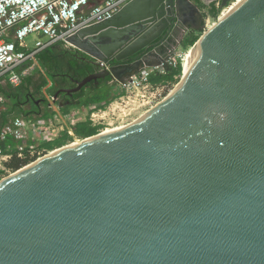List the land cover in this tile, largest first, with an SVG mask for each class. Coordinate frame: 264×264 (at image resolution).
Listing matches in <instances>:
<instances>
[{
  "label": "water",
  "instance_id": "95a60500",
  "mask_svg": "<svg viewBox=\"0 0 264 264\" xmlns=\"http://www.w3.org/2000/svg\"><path fill=\"white\" fill-rule=\"evenodd\" d=\"M201 7L132 0L80 30L98 69L55 99L162 66L180 31L206 33ZM100 134L0 185V264H264V0L219 17L157 109Z\"/></svg>",
  "mask_w": 264,
  "mask_h": 264
},
{
  "label": "built area",
  "instance_id": "2783aa9c",
  "mask_svg": "<svg viewBox=\"0 0 264 264\" xmlns=\"http://www.w3.org/2000/svg\"><path fill=\"white\" fill-rule=\"evenodd\" d=\"M130 1L132 0H0V114L5 111L2 90L20 86L24 78L32 74L36 66L34 64L38 63L36 55L40 51L57 43H63L69 49L75 48L68 42L71 36L86 27L112 18ZM31 38L33 44L29 42ZM182 56L177 48L162 66L147 67L133 76L132 81L127 84L119 83L124 88L133 86L146 91L158 88L159 84L168 81L152 83L151 74H165L166 65L176 67L182 62ZM104 66L108 67L102 63L99 69ZM56 104L58 103L54 97V101L48 104L52 109L49 117L12 116L0 128V143L9 139L13 143L7 144L5 149L0 147V173L5 171V166L14 157L29 160L31 164L48 155L57 147L50 149L47 145H54L65 134L70 139H77L75 127L79 123L89 121L95 127L105 125L106 117L115 111L114 105L107 108L96 104L65 112L59 105L54 108Z\"/></svg>",
  "mask_w": 264,
  "mask_h": 264
},
{
  "label": "rangeland",
  "instance_id": "374dc122",
  "mask_svg": "<svg viewBox=\"0 0 264 264\" xmlns=\"http://www.w3.org/2000/svg\"><path fill=\"white\" fill-rule=\"evenodd\" d=\"M236 2L237 0L230 1L227 6L223 4V7L221 2L220 3L216 2V7L221 8L217 17H213L210 14H207V12L204 13V27H205L204 29L206 30V32L210 30L214 25H216L218 23L219 17L222 18L226 14V12H228L229 7L231 8V6H233ZM192 34L198 36L199 39L201 36L204 35V32L197 31ZM29 42L33 44L32 38L29 39ZM191 47H186L183 44L182 47L178 49L179 53L185 56ZM63 50L67 52L69 51L70 55H68V57H71L72 55L76 54V52H79L81 56L83 55L82 52L78 51L75 48L69 49L63 46ZM34 65L36 66L34 70L31 72L32 73L31 76L33 77V84L29 86L28 89L31 96L29 97L28 101L25 104H23L21 107L25 110L34 109V102L40 100V102L42 103L40 106L42 112L51 111L52 109L48 106V104L54 101V96L57 93V91L60 88L74 87L75 84L73 81H71L65 76V74L68 72V68L66 64L62 65L60 71L58 72L55 78H52L49 74V71L39 62ZM183 75L184 73H182L174 81H168L163 83L162 85L159 84L158 88L156 87L155 89H151V90L149 89L147 91L145 89H141V88L139 89L133 86H129V88H124L117 81L110 82L109 87L107 86L111 90V94L109 98L110 102L107 104V108L114 105L115 111L110 112V114L106 117V119L104 120L106 122L105 125L97 126L99 128L97 134L101 133L102 130L103 132H105L107 129L130 125L136 120H138L140 117H143L148 113H150L152 110L158 107L165 100V97H167L176 88V86L181 81ZM107 87L102 85L99 90H103L104 91L103 94H105L109 91ZM5 89L9 90L10 88L6 87ZM24 90H26V88H24ZM90 93H91V89L88 88L86 90V96L89 95ZM2 96L4 97V103H3L4 108L6 110H12L13 105L15 103L14 100L8 98L3 93ZM86 96L80 98L81 99L80 101L85 99ZM43 98H46L48 100L47 104L43 103L42 101ZM79 106L80 105L77 103L74 106H72L69 110L77 109L79 108ZM53 107L54 108L58 107V104L54 105ZM17 112L18 110H16V113L14 112L13 114L17 115ZM84 139L85 138L81 136H78L77 139L69 138L68 141L65 142V145L63 146L70 145L74 142H77L78 140H84ZM61 147H57L56 149H59ZM5 167H6L5 171H2V173H0V181L5 179L6 177L11 176L17 171V170L14 171L9 166H5Z\"/></svg>",
  "mask_w": 264,
  "mask_h": 264
},
{
  "label": "trees",
  "instance_id": "16d2710c",
  "mask_svg": "<svg viewBox=\"0 0 264 264\" xmlns=\"http://www.w3.org/2000/svg\"><path fill=\"white\" fill-rule=\"evenodd\" d=\"M223 7V3H222ZM209 9V14L213 17H217L219 14V11L221 8H217L216 4H213ZM204 24V22H203ZM200 32H203L202 30H198ZM198 40V36H195L194 34H191L190 36L186 37L183 40V44L186 47H191L195 44V42ZM63 43H57L51 47H48L42 51H40L36 55V60L39 62L42 66H44L48 71L49 74L52 78H55L60 71V68L62 65L66 64L68 68V72L65 74V76L70 79L73 82H76L77 80H82L89 74H92L97 71V67L91 64L89 61L84 60L77 54L72 55L71 57H68L69 51H64L63 50ZM183 67H182V62L180 61L176 67L170 66L169 64L166 65V73L161 74L158 72H154L150 76V80L152 83H161L163 81H174L176 80V77H179L182 74ZM107 81H110V78L107 79ZM33 84V77L31 75L26 76L23 80V83L20 86L17 87H9V90H6L5 88L2 90L3 94L7 96L8 98L14 100V105L12 110H5L2 111L0 114V128L5 125L8 120L12 116H17V115H22L25 117H33L36 115H41L43 117H49L51 115V111H44L42 112L41 110V102L40 100H37L34 102V109L31 110H25L21 106L25 104L31 94L29 93L28 89L29 86ZM108 86L106 84L105 80L101 81L99 87L96 85L95 86H89L91 89V93L86 96V90L80 91L76 93L77 98H83L84 96L85 99L82 101L78 102L80 105L79 107H87V106H92L96 104H102L103 107H107V104L110 102V94L111 90L105 94H103V90H99L101 86ZM26 88V90H24ZM44 104L48 103V100L46 98L42 99ZM63 111L67 112L69 111L70 107H63ZM16 110H18L17 115L13 114L14 112L16 113ZM99 131L98 127L92 126L89 121L87 122H82L76 125L75 127V133L78 136L87 138L93 135H96ZM70 137L65 134L62 137H60L57 141L54 142V145L49 144L47 145L50 149H54L56 147H61L65 145V142L68 141ZM12 140L9 139L7 142L0 143V147L3 149L6 148V145L11 142ZM13 144V143H12ZM29 160H22L17 157H14L8 164L11 169L18 170L27 164H29ZM1 172V171H0Z\"/></svg>",
  "mask_w": 264,
  "mask_h": 264
},
{
  "label": "bare ground",
  "instance_id": "6f19581e",
  "mask_svg": "<svg viewBox=\"0 0 264 264\" xmlns=\"http://www.w3.org/2000/svg\"><path fill=\"white\" fill-rule=\"evenodd\" d=\"M243 0H237V2L233 5V6H231V8L229 7V9H228V12H226V14L221 18V19H223L224 17H226L227 15H228V13L230 12V11H232V9H234V7H236V5L238 4V3H241ZM217 25V24H216ZM216 25H214L210 30H208L203 36H202V39H200L199 40V42H197L195 45H193L191 48H190V50L186 53V55L184 56H182V67H183V72L182 73H184V77H186L187 75H189L190 74V66H191V63H192V60H193V58H194V56L197 54V52L201 49V46H202V40L209 34V33H211L214 29H215V27H216ZM162 104V103H161ZM160 104V105H161ZM159 105V106H160ZM158 106V107H159ZM158 107H156L155 109H157ZM154 109V110H155ZM154 110H152L150 113H152ZM150 113H148V114H150ZM147 114V115H148ZM128 126L129 125H127V126H122V127H116V128H112V129H107L105 132H102L101 134H100V136H105V135H111V134H115V133H118V132H122V131H125L127 128H128ZM90 139H93V138H90ZM89 139V140H90ZM87 139H84V140H79V141H77V142H74V143H72V144H70V145H66V146H63V147H61V148H59V149H56V150H54V151H52L50 154H48L46 157H42V158H40L39 160H37V162H35L34 164H31L30 166H27V167H25V168H22L21 170H19V171H17L16 173H14V174H12L11 176H9V177H6L5 179H3L1 182H0V185H3L4 183H6L7 181H9L12 177H14V176H16V175H18L19 173H21V172H23V171H25V170H28V169H30L31 167H35V166H37L41 161H43L44 159H46V158H48L49 156H57V155H59V153L60 152H62L63 150H65V149H69V148H72V147H75V146H77V145H80L81 143H83V142H85Z\"/></svg>",
  "mask_w": 264,
  "mask_h": 264
},
{
  "label": "flooded vegetation",
  "instance_id": "af4514ba",
  "mask_svg": "<svg viewBox=\"0 0 264 264\" xmlns=\"http://www.w3.org/2000/svg\"><path fill=\"white\" fill-rule=\"evenodd\" d=\"M206 1V0H205ZM219 3L221 2V4H222V0H219L218 1ZM200 4H202L201 2H199ZM213 4H216V2H214V3H211V6H213ZM76 54H80L79 52H76ZM86 55H84V53H83V55L81 56V58L82 59H84V60H87L86 59ZM138 59V55H135L134 57H132L131 59H128V60H126V61H123V62H119V63H115L116 65H118L119 66V68H123V67H126L127 65H129V64H131V63H133L135 60H137ZM110 78V77H109ZM108 79V78H107ZM107 79L105 80V82H106V84H108L109 85V83L110 82H112V81H116V80H114V79H111L110 78V81H107ZM74 84H75V86L74 87H76L77 86V83L76 82H74ZM96 84L94 83V82H91L90 84H88L86 87H84L81 91H84V90H86V89H88L89 88V86H95ZM74 87H71V88H74ZM97 87V86H96ZM99 87V86H98ZM61 89H64V88H60L59 90H61ZM58 90V91H59ZM78 93V92H77ZM80 98H77L76 97V93L74 94V95H69V94H67V93H65V92H61L60 94H59V96H58V98L56 99V101L59 103V105L61 106V107H72V106H74L75 104H77L78 102H80Z\"/></svg>",
  "mask_w": 264,
  "mask_h": 264
},
{
  "label": "crops",
  "instance_id": "0c3cea01",
  "mask_svg": "<svg viewBox=\"0 0 264 264\" xmlns=\"http://www.w3.org/2000/svg\"><path fill=\"white\" fill-rule=\"evenodd\" d=\"M198 2H201L202 4H200L202 7V12H203V14L204 13H206L207 12V14H209V9H208V7L205 5V3L206 2H208L209 0H197ZM208 10V11H207ZM184 31L185 30H183V31H180L179 32V34H178V36H175L178 40H180L181 41V44L179 45V47H178V49H180V47H182V45H183V40L186 38V37H188V35L189 34H192V33H194V32H197V30H195V29H193V27H190V29H189V31H187L185 34H184ZM184 36V37H183ZM190 36V35H189ZM176 39V40H177ZM98 69V68H97ZM109 86V85H108ZM58 105H59V103H58ZM60 106V105H59ZM4 107V106H3ZM61 107V106H60ZM63 107H61V109H62ZM71 108V107H70ZM6 110V109H5ZM63 110V109H62ZM1 171V170H0Z\"/></svg>",
  "mask_w": 264,
  "mask_h": 264
}]
</instances>
